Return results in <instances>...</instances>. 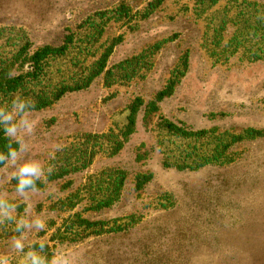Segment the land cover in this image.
<instances>
[{
    "label": "rangeland",
    "instance_id": "obj_1",
    "mask_svg": "<svg viewBox=\"0 0 264 264\" xmlns=\"http://www.w3.org/2000/svg\"><path fill=\"white\" fill-rule=\"evenodd\" d=\"M157 1L0 0V66L22 42L33 50L61 47L75 34L71 51L50 68L52 81L71 84L121 38L89 88L32 111L36 127L25 137L26 158L41 161L45 174L64 150L87 152L85 136L124 127L137 98L150 103L179 77L157 113L141 112L118 155L99 153L87 168L45 181L28 200L7 178L12 169L0 170V192L18 205V218L30 203L33 215L44 219L46 228L30 234L25 251L43 240L49 258L82 253L88 264H264V20L258 19L264 0ZM122 5L129 11L115 17ZM133 59L127 80L109 79V71L121 75L117 67ZM161 119L208 134L200 140L165 136ZM201 160L210 163L197 170L175 166ZM110 169L127 174L120 201L85 212L83 187ZM150 174L153 180L138 191L137 177ZM79 192L82 199L69 201ZM75 214L105 226L73 242L71 232L80 231L72 227ZM13 229L12 223L0 227V255L24 264L12 248Z\"/></svg>",
    "mask_w": 264,
    "mask_h": 264
},
{
    "label": "trees",
    "instance_id": "obj_2",
    "mask_svg": "<svg viewBox=\"0 0 264 264\" xmlns=\"http://www.w3.org/2000/svg\"><path fill=\"white\" fill-rule=\"evenodd\" d=\"M164 1L158 0L157 4L160 5ZM128 11L129 9L125 5H122L114 12V16L118 17L121 15L120 17H122ZM104 17L102 16V19ZM74 41L75 34L67 36L64 45L61 47L47 45L35 50H33V46L29 41L20 43L17 46V51L0 66V104H3L2 106H10L13 96L19 95L22 98L32 99L35 102V109L33 111H40L53 106L67 93L89 88L94 80L105 72L107 63L115 48L121 42V38L112 42L103 50L90 68L87 76L75 77L71 80V84L65 81H52L50 75L51 63L56 59L66 57L71 51ZM136 61V59L129 60L117 67L121 72L123 71L121 75L118 73L114 74L112 70L109 71V79H113L114 83L127 80V74L125 72L127 71V66H131ZM10 72L12 78H9L8 74ZM178 84L179 77L172 78L166 88L150 103H146L142 98H137L129 107V116L127 118V124L124 127L111 129L109 133L103 134L102 136H85L87 152H82L76 146L64 150L51 163V167H53L52 173H46V180L42 179L37 182L38 190L45 187V181L51 182L59 180L75 173L79 169L87 168L99 153L105 154L108 157L118 155L124 149L125 144L136 133L138 118L141 112L144 111L147 117L157 113L159 111V104L174 94ZM158 128L165 136L183 138L185 140H200L208 134L206 130L197 132L188 131L167 119H161ZM250 134L255 136L260 135L259 132H251ZM7 142L3 130L0 128V151L7 152ZM209 163L210 160H201L200 162L183 161L182 164L178 163L175 166L180 170H197ZM167 165L170 166V164ZM153 177L152 174L138 176L137 190L141 191L144 189L153 180ZM126 180L127 174L124 171L115 169L106 170L91 177L82 189L88 201L85 212H97L114 207L121 199ZM80 195L81 193L79 192L77 195L72 196L69 201L81 198ZM79 201L72 203L70 209H74ZM72 218L75 220L72 227L74 226L80 229V231L71 232L74 238L71 240L73 242L96 235L105 226L101 222L95 223L88 221L80 214H75ZM66 239L69 240L70 236L63 238V240ZM154 261L157 260L155 259Z\"/></svg>",
    "mask_w": 264,
    "mask_h": 264
},
{
    "label": "clouds",
    "instance_id": "obj_3",
    "mask_svg": "<svg viewBox=\"0 0 264 264\" xmlns=\"http://www.w3.org/2000/svg\"><path fill=\"white\" fill-rule=\"evenodd\" d=\"M258 19L264 20V16ZM8 75L12 78L11 72ZM34 109L35 102L32 99L19 95L13 96L10 106H0V128L8 141L7 152L0 151V170L12 169L7 178L16 181L15 192L24 200H28L30 193L38 191L37 182L45 177L42 162L26 158L30 147L25 137L31 136L36 127V121L30 119ZM56 148L59 150V146ZM46 171L51 174L53 169L48 167ZM17 208L18 205L11 202L6 193L0 192V227L8 223L14 224L13 231L17 235L11 237L12 248L23 254L24 264H88L82 253L73 255L61 253L49 258L45 252L47 245L43 240L38 242V247L33 245L25 251V241L30 234L34 230L43 231L46 224L40 215H33V206L30 203L25 206L23 215L19 218L16 214ZM0 264H10L9 258L0 255Z\"/></svg>",
    "mask_w": 264,
    "mask_h": 264
}]
</instances>
